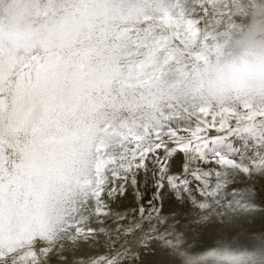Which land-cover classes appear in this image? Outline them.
I'll return each instance as SVG.
<instances>
[{"label": "snow or ice", "instance_id": "6c2138e0", "mask_svg": "<svg viewBox=\"0 0 264 264\" xmlns=\"http://www.w3.org/2000/svg\"><path fill=\"white\" fill-rule=\"evenodd\" d=\"M0 264H264V0H0Z\"/></svg>", "mask_w": 264, "mask_h": 264}, {"label": "rangeland", "instance_id": "374dc122", "mask_svg": "<svg viewBox=\"0 0 264 264\" xmlns=\"http://www.w3.org/2000/svg\"><path fill=\"white\" fill-rule=\"evenodd\" d=\"M193 127H195V125H193ZM210 134H216V130L212 129ZM152 187H153V185L149 182V178L147 176L143 177V175H142L139 188H140V192L144 198L143 202L145 204H147L148 200H151L153 198ZM135 197H136V193L133 191V192L129 193L128 197L125 200H123L122 203H123L125 210L134 209L135 207H137V204L141 202L140 200H138Z\"/></svg>", "mask_w": 264, "mask_h": 264}, {"label": "clouds", "instance_id": "9594fccd", "mask_svg": "<svg viewBox=\"0 0 264 264\" xmlns=\"http://www.w3.org/2000/svg\"><path fill=\"white\" fill-rule=\"evenodd\" d=\"M233 54H234V55H238L239 53L236 52L235 50H233Z\"/></svg>", "mask_w": 264, "mask_h": 264}, {"label": "bare ground", "instance_id": "6f19581e", "mask_svg": "<svg viewBox=\"0 0 264 264\" xmlns=\"http://www.w3.org/2000/svg\"><path fill=\"white\" fill-rule=\"evenodd\" d=\"M148 185V184H147ZM149 187V186H148ZM150 188V187H149Z\"/></svg>", "mask_w": 264, "mask_h": 264}]
</instances>
